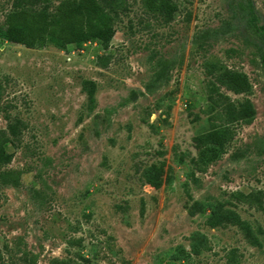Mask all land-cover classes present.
<instances>
[{"label": "rangeland", "instance_id": "1", "mask_svg": "<svg viewBox=\"0 0 264 264\" xmlns=\"http://www.w3.org/2000/svg\"><path fill=\"white\" fill-rule=\"evenodd\" d=\"M116 1L105 47L0 38V264H264V0ZM216 113L231 137L199 171Z\"/></svg>", "mask_w": 264, "mask_h": 264}, {"label": "trees", "instance_id": "2", "mask_svg": "<svg viewBox=\"0 0 264 264\" xmlns=\"http://www.w3.org/2000/svg\"><path fill=\"white\" fill-rule=\"evenodd\" d=\"M49 4L50 0H12L11 8L0 28V38L26 47H41L46 40L54 42L60 48L67 44L93 40L105 47L113 34L116 8L120 6L116 0H58L52 9ZM142 4L148 11L157 12L166 19L175 11V5L169 0H142ZM257 30L261 28L257 27ZM95 63L99 67H105L107 55L96 56ZM216 82L234 94L243 93L247 87L244 76L230 72L225 77L216 78ZM211 95L209 94L211 104H215L218 97L228 100L224 95L217 94L216 99ZM228 101L227 105L231 107L232 102ZM232 115L235 119H244L240 115ZM218 116V113L211 116L209 127L192 137L195 149L193 164L199 171L218 158L223 144L231 137L228 130L213 124L212 119L219 118ZM2 145L0 141V164L7 162L10 157L3 152ZM161 173V167L150 166L145 175L146 183L154 188L158 187ZM87 263L86 258L78 256V260L51 258L47 264Z\"/></svg>", "mask_w": 264, "mask_h": 264}]
</instances>
